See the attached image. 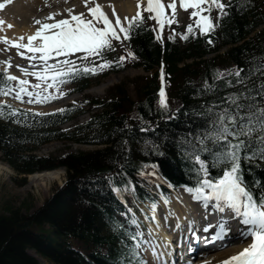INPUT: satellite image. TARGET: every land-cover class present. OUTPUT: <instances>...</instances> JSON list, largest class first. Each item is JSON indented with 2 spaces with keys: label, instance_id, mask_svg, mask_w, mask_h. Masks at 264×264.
<instances>
[{
  "label": "trees",
  "instance_id": "obj_1",
  "mask_svg": "<svg viewBox=\"0 0 264 264\" xmlns=\"http://www.w3.org/2000/svg\"><path fill=\"white\" fill-rule=\"evenodd\" d=\"M249 3L253 5L247 8L241 2L230 6L219 28L223 44L230 46L224 55L211 58L203 55L216 51L220 42L213 48L199 33L184 46L169 40L162 46L146 26L132 28L129 42L136 54L130 61L146 70L161 57L165 62L164 105L158 100L154 71L136 85V101L125 90L91 100L98 111L69 129L60 124L78 113V107L39 116H0V156L20 180L36 171L66 169L65 183L32 212L12 205L0 211V264H40L28 249L53 264H133L134 242L117 214L133 193L152 198L155 186L142 164H155L172 182L195 183L192 170L197 165L191 156L197 152L208 161L210 177L220 174L214 158L219 145L208 140L201 146L197 137L211 128L210 121L223 109L236 113L238 103L252 106L244 112L264 107V28L256 30L264 12ZM189 57L198 59L188 62ZM218 67L225 70L222 75ZM234 95L238 99H229ZM52 140L99 146L57 155L35 152ZM256 147L254 142L246 150ZM240 163L244 184L259 197L264 192V159L242 158Z\"/></svg>",
  "mask_w": 264,
  "mask_h": 264
},
{
  "label": "snow or ice",
  "instance_id": "obj_2",
  "mask_svg": "<svg viewBox=\"0 0 264 264\" xmlns=\"http://www.w3.org/2000/svg\"><path fill=\"white\" fill-rule=\"evenodd\" d=\"M179 2L184 8L191 5L194 9L199 8L204 3L215 4L220 9L221 15L224 14L225 5L221 3V0H179ZM83 3L88 5L89 0H83ZM175 3L176 0H170L168 4V7L172 8L173 16H175L176 11ZM0 7H3V3H0ZM147 8L155 14V19L162 26L163 18L167 15L162 0H147ZM66 11L70 13V16L54 19L51 23L47 22V19L54 17V13H49L44 22L34 20V23L40 26L27 37V43H21L17 40L11 41L13 45L17 46L20 56L28 57L29 64L35 59L42 62L44 67L42 69H29L16 65L24 74L21 77L11 73L6 66L3 69L6 83L0 86V95L7 96L15 93L17 100H23L26 95L32 103H42L54 99V93L48 92L46 88L41 90V83L47 84L48 87L59 88L65 78H72L80 70L73 66L74 60L68 58L69 54L82 50L85 56L89 54L98 55L104 47H111L113 38L121 39L120 33H123L124 38H128L131 34V25L134 22L138 24L143 20L141 0H137L135 16L132 18L124 17V20L127 21L126 25L122 23L118 15H116L113 23L98 2L87 7V11L91 13V18L84 17L82 13H73L71 8L66 9ZM203 11V8H199V10L192 12L191 15L196 17V20L194 24L187 25L189 32H192L195 27H199L201 32L210 31L215 27L209 15L201 14ZM113 14L115 15V9H113ZM168 22L171 23V20ZM181 35L186 37L187 33ZM37 38L39 39L37 40ZM169 38L174 37L170 36ZM0 39L7 40V37H0ZM22 39L23 37H21ZM21 48L27 51H20ZM29 53L32 55L29 56ZM37 53L39 56L36 55ZM129 55L131 56L133 53L129 52ZM52 56L61 57V59L49 63ZM123 59L124 57H121V60ZM3 63L10 65L11 60H6ZM109 63L111 62L102 60L99 66L81 65L80 68L84 72H96ZM239 74V70H237V75L239 76ZM29 75L38 77V81L33 83L27 78ZM7 81H15L16 83L9 84ZM28 85H31V88ZM261 88L264 90V84L261 85ZM59 95L63 96L64 93L60 92ZM33 97H35L34 100ZM229 99L236 100L238 97L234 95ZM160 102L162 105L166 103L163 89H161ZM5 104L6 101L0 100V116L4 115L3 107ZM7 107L13 115L18 111L12 105H7ZM245 107L250 109L252 106L238 103L236 104V113H231L228 109L219 111L218 116L210 121L211 128L203 136L197 137L201 146H204L208 140L219 145V151L214 153V158L217 164L221 166L222 174L214 179L209 178L207 169L204 168L202 162L201 171L205 178L198 182L196 189L204 198H214L217 201L215 207L225 214L221 217L224 222L213 229V238L220 233H224L226 236L231 231L226 221L234 218H239L245 226L244 232L241 233L242 237L250 238V242L245 247L229 255L222 261V264H264V192L259 193V197H257L244 184L240 163L242 158L259 157L264 159V107L257 108L255 112L251 110L244 112L242 109ZM33 111L36 110L33 109ZM54 111H64V109ZM257 132L259 134L255 135ZM242 136L245 139H241ZM254 142L257 147L254 150H246ZM201 150L209 151L204 147ZM195 159L200 160L201 158L196 155ZM205 187L209 188L210 191L206 192ZM186 190L192 191L191 188ZM193 199H199V197L193 196ZM132 222L135 223V221ZM209 228H212V225H206L205 231ZM133 239L135 240L136 237ZM136 254L139 255V253ZM141 264H146V261L142 260Z\"/></svg>",
  "mask_w": 264,
  "mask_h": 264
},
{
  "label": "rangeland",
  "instance_id": "obj_3",
  "mask_svg": "<svg viewBox=\"0 0 264 264\" xmlns=\"http://www.w3.org/2000/svg\"><path fill=\"white\" fill-rule=\"evenodd\" d=\"M70 1L71 3H74L73 0H70ZM122 1H125V0H122ZM62 2L66 4V0H54L53 5L47 10H50V9L52 10V8H55V7H61ZM136 3L137 2L134 1V4ZM85 7H83V10L87 9ZM135 11H132L131 13L129 11V14H126L124 17L132 18L134 16ZM45 12L46 11H44L43 13L45 14ZM84 12L87 13L88 11H84ZM117 12H121V11L120 10L115 11V14ZM124 12H127V11H123L122 13ZM62 13H65V11H63ZM63 15H67V13ZM179 17H180L181 23L185 24L190 19V14L186 8H182L179 14ZM121 21L123 23L124 19L121 18ZM13 28H15L14 22L9 18H5L4 12L2 13L0 12V33L1 34L3 33V35L7 37V39H11V40H14V39L20 40L21 37L25 38L26 35H24V29L21 26H18V28H21L20 31L23 32V35L20 37L16 36L14 31L10 33L5 32V30L13 29ZM28 28L30 29V27ZM14 30H17V28ZM1 34H0V37H2ZM5 34L11 36L12 38L8 37ZM8 46H11L9 42H7L4 39H0V66L1 68H5L7 66L9 68V71H10V68L11 69L13 68L15 71H17V69L19 68H17L16 65H21L22 67L29 68V69H32V68L42 69L44 67L43 63L38 62L37 60H35L37 61L35 64H29V62H27L28 60H23L19 62L20 61L19 55L16 56V59L18 62L13 63V65H12V62L10 63V65H5L3 63L4 61L9 60V59L12 60V57L15 56L14 49L8 48ZM117 47L120 48L121 47L120 44H118ZM78 53H83V52L81 50H78L76 55L69 54L68 55V57H70L69 59H71L72 57V59H75V61L78 60V56L82 55ZM28 55H32V54L29 53ZM35 61H32V63ZM51 62L52 61H49V63ZM155 70H156V66L146 70L142 66H133L131 63L129 65H126V67L121 70H115V71H110V72H103L102 70H98L96 72H92L91 76L87 77L88 78L87 82L89 83V87L87 89H82L80 92L75 91V90H78L77 85H75L74 83L67 84L65 82V79L63 83H61L59 88L48 87L47 84L41 83V90L46 88L48 92H52L55 94V98L49 99L42 103L37 102V104H47L53 101L55 102L58 100L69 98V97H74L72 100H70V102H78L82 98H85L88 96L103 97V96H108L109 93L112 95H115L116 92H119L121 90H125L126 93L129 94L132 99H135L137 96L136 85H140L142 82H144V80L147 78L146 76L147 75L150 76L151 73L154 72ZM23 76L24 74L22 73V77ZM30 76L32 75H29L27 78L33 83H36L39 79L38 77H35V76H33L32 78H29ZM28 87L31 88V85H28ZM60 92H63L64 95L63 96L59 95ZM14 94L15 93H12L7 96L1 95L0 100H3V101L12 100L14 104L20 103V101L13 100V99H16ZM34 98L35 97H33L32 99ZM24 100H29V98L25 95ZM58 102H55L53 104L56 105ZM68 103L69 102H66L65 104L67 105ZM45 108H47V106ZM86 118H88L87 114L80 115L79 117H76L74 120L64 124V127L66 128V127L72 126L78 123V121H82ZM94 147L95 146L90 145V144H81V143L70 142V141L53 140V141H50L44 144L43 147L38 151V153L56 154V153H61V152L75 151L78 149L90 150V149H93ZM146 170L148 171L149 174L153 175L154 177H157V174L153 169L148 167ZM46 171H56L57 176L54 178L52 177V178H45V179H38V178L31 179L30 178L31 174H28L25 180H20L19 178H21V176L17 174V172L14 169H12L10 165H8V163L5 162L0 156V211L4 210V207L6 205H12L14 207H17L23 213L32 212L35 208L39 207L45 201V199L49 197L56 190V188L64 182L66 178L65 176L66 171H65V168L63 167L52 169V170H46ZM41 172H44V171H41ZM37 173H40V172H37ZM173 202H174V199L171 200V204L169 205L172 206ZM166 206L167 204L163 200H161L160 204L158 205L159 212L160 213L164 212V209L166 208ZM140 207L143 208L142 206ZM168 217L169 219H172V220L175 219V215L170 212H169ZM165 219L167 221L166 215H165ZM150 226H148L143 231V237L145 241L141 248L146 257H149L151 261H153L155 264H159V263H156V261L159 260V254L155 252V248H156V240H161V238L159 239L158 237H156V239H154V237H152L150 233ZM161 234L163 237L164 231H161ZM242 238H246V237H242ZM249 239L250 238H247V240ZM245 241L243 239L241 241V244L244 243ZM218 251H220V249L217 250L216 252ZM31 252L34 253L39 258L40 264H53L48 259L43 258L39 254H37L34 250H31ZM234 252L235 251L229 249L226 251L225 255H229ZM160 256H162L161 253H160ZM208 256H206L205 258H207ZM160 262H162L161 259H160Z\"/></svg>",
  "mask_w": 264,
  "mask_h": 264
},
{
  "label": "bare ground",
  "instance_id": "obj_4",
  "mask_svg": "<svg viewBox=\"0 0 264 264\" xmlns=\"http://www.w3.org/2000/svg\"><path fill=\"white\" fill-rule=\"evenodd\" d=\"M80 1L83 2V0H73L74 3H72V4H76L77 5V4L81 3ZM93 1L94 2H99L97 0H93ZM105 1L106 2L109 1L108 5L106 3L105 4L112 11H113V9H115V11L120 10L121 12H123V11L129 12V11L132 10L133 0H125V1L120 0L121 2L112 1V0H105ZM0 2H2L3 5H4L3 7H5V8H1L0 12L2 13V12H6V10H8V12H10L12 14L11 20L14 22V25H15V28L5 30V32H9L10 33L16 28L17 29H21V28H18V26H21L24 29V35H26L25 38L22 39V43H26L27 36L30 35V34H33L35 32L36 28L40 26L39 24L34 23V20H40L41 22H44L45 18H48V14L49 13H54L55 14L54 17L47 19V22L51 23V22H53V20L57 16H60V15H58L59 13L57 14V10H60V11L64 10V7H62V6L58 7V9L54 10V12L51 9L47 10L48 8H50L53 5L54 0H0ZM66 4L72 5V4L67 3V2H66ZM79 7H81L80 4H79ZM44 11H46L45 14L43 13ZM60 13H62V12H60ZM28 27H30V29ZM5 35H7V34H5ZM7 36L12 38L9 35H7ZM38 39L39 38H37V40ZM64 102H66V100H61L56 105H54V104L48 105L47 108L48 109H53V108L59 106V104L64 103ZM30 148H31V146H30ZM56 176H57L56 171H44V172H40V173H37V172L33 173V174H31L30 178L31 179H37V178L38 179H45V178H52V177L54 178ZM176 207H178V206L176 205ZM183 211H182V213H183ZM177 216H178L177 219H179L178 222L179 221L184 222V216H182L181 213H177ZM154 217H156L155 220L159 219L157 217V213H154ZM209 217L210 216H208V218ZM219 217H221V216L218 215V218ZM186 218H188V216ZM191 220L192 219L189 218L187 220L188 223L191 222ZM210 222H211V225H215L216 224V219L213 218ZM239 224L242 225L241 222ZM233 225L235 226L236 224H232L229 227H231ZM152 227H153L152 231L154 233H158V230L156 229L158 226H152ZM215 228H216V225H215L214 229ZM244 228H245V226H244ZM249 242H250V239L247 240V242H244V243L238 245L237 247L228 248V249H225L223 251H220V252H217V253L213 254L211 256V258H209V260L207 261V262H210V263H205V262H201V261L197 262V263L198 264H222V261L224 259H226L229 255H232L235 252L239 251L241 248L245 247ZM167 243H170L169 239H167L166 243L163 242V245H161L160 247L161 248L164 247ZM185 249H186V246L184 244H182L181 245V251L185 250ZM229 249H231V250H233L235 252L231 253L229 255H225L226 251L229 250ZM171 251H172L171 248H169V246H168L166 248V252H168L167 256H166L165 252H163V251L161 252L162 256H160L161 257L160 259H161L162 262L167 261L168 258H170ZM182 253H185V252L182 251ZM173 258H175V257H173ZM188 262H190V261H188Z\"/></svg>",
  "mask_w": 264,
  "mask_h": 264
}]
</instances>
